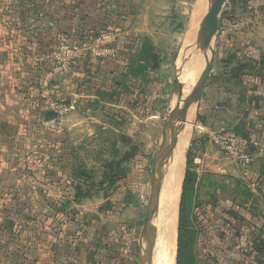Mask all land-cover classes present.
I'll return each instance as SVG.
<instances>
[{"label":"crops","instance_id":"obj_1","mask_svg":"<svg viewBox=\"0 0 264 264\" xmlns=\"http://www.w3.org/2000/svg\"><path fill=\"white\" fill-rule=\"evenodd\" d=\"M119 1L102 9L125 33L116 55L102 62L84 51L72 73L58 79L70 111L57 148L41 125L47 114L29 96L53 65V41L67 33L85 43L91 37L80 36L88 35L90 25L67 18L59 6L32 44L0 30V264H139L128 222L134 217L133 228L143 222L150 155L159 145L152 152L154 144L145 145L144 139L156 134L143 129L157 121L160 106L168 109V75L163 82L159 76L169 66L144 53L139 4L134 11L127 0ZM261 4L264 10V0ZM261 42L238 52L233 65L222 59L216 84L205 90L198 112L208 134L236 133L259 159L250 167L235 164L202 136L192 146L197 199L207 211L215 202L221 209L214 205L216 215L227 220L218 239L224 263L236 257L229 259L228 252L240 249L256 250L254 264L257 253L264 256V29ZM237 62L244 67L236 70ZM34 150L52 156L38 176L46 193L33 190L16 167L19 155Z\"/></svg>","mask_w":264,"mask_h":264},{"label":"rangeland","instance_id":"obj_2","mask_svg":"<svg viewBox=\"0 0 264 264\" xmlns=\"http://www.w3.org/2000/svg\"><path fill=\"white\" fill-rule=\"evenodd\" d=\"M127 1L129 2V4H131V8L136 11V6L139 4L140 0ZM245 1L246 0H228L220 15V27L218 36L215 43L213 44V51L216 54L215 62L210 74L211 77H209L207 81V85L204 88L203 93L198 101V105L193 110V121L191 129L192 133L190 137L191 140L189 141L190 143L194 139L195 144V141L198 140L201 136L203 138V141L210 142L209 134L198 122L200 120L198 112L200 103L202 102V100H204L203 98L205 90H208L216 84V78L218 76L219 68L221 67L220 63H222V59L226 58L225 60H228L229 58H233V56L242 51L245 47H247V45H263V43L261 42L264 29V10L261 7L262 0H251L248 4ZM206 5L207 0H205L204 2H201V0H146L137 14V28L141 32V40H144V53H150L149 57L152 61H154L156 58H160L165 63V65L169 66L168 68L162 69L159 76V79H161V81L163 82L162 76L165 73L168 75V93L165 94V96L167 95L165 100L168 103V109L165 110V108L160 106V109L158 108L159 115L157 121L154 123L144 124L143 129L145 134H156V138L154 139H144L145 145L150 141L154 144L151 149L152 152L155 151L158 142H160L162 131L167 118L170 119L169 112L172 99L171 90L173 88L176 58L178 57L181 48L192 40H195V38L197 37L199 29L196 32L190 34V23L199 10L203 12L200 18V20H202L204 12L206 10ZM129 17L133 16L130 15ZM222 36H224V39H226V43L224 44L220 41V38ZM247 38L251 40V43H244V40ZM200 48L201 44H196L182 56L183 71L191 66H193L197 71V76L192 89L198 84L199 78L202 76V73L207 65L208 57L211 55V52L202 53L200 51ZM223 64L233 65V62L225 63L224 61ZM192 89L190 90L189 95ZM197 125H199L200 127H196ZM154 155L153 153L150 155V157L152 158V162L154 159ZM186 157L187 154L185 156V161L187 160ZM149 197L150 183L148 189L144 190V200L143 203H141L143 205V209L141 210L143 212L141 216V220H143L142 225L140 226V228H133L132 224L136 223L134 217L133 222H128V226L131 228L130 232L132 233L131 243L132 247H134V254L135 250L137 251V248L139 249V242ZM195 200L197 206L196 204L194 205L195 207L193 209V220L197 229V231L195 230V232L202 234L200 243L201 245L200 248L197 249L196 243L194 249L191 250V256L193 257L192 260H190L189 258L191 257L190 253L186 254V258L183 261V264H254L256 253L251 249L237 250L235 251V255H231L230 252H228L226 256L229 257V259H231L233 256H236L234 257L233 262L224 263L221 261L222 250L220 245L218 244V239H222V236H224L222 233L224 232L223 228L227 224V220L220 217V215H216L214 211L216 210L215 207H217L214 204L215 202H212V209H210V211L208 209L207 211V209L205 208L206 206L202 205L198 199ZM217 209L219 208L217 207ZM136 212L137 211L135 210L134 216ZM157 251L158 249L156 250V252ZM156 252L155 259L157 257ZM222 256L224 257V254ZM176 261L177 252L175 257V264H177ZM154 262L155 264H157L155 260Z\"/></svg>","mask_w":264,"mask_h":264},{"label":"trees","instance_id":"obj_3","mask_svg":"<svg viewBox=\"0 0 264 264\" xmlns=\"http://www.w3.org/2000/svg\"><path fill=\"white\" fill-rule=\"evenodd\" d=\"M250 1L251 0H246L245 2L248 4ZM112 2L118 4L120 3L119 0H0V30L2 28L7 33L9 32V34L13 35L16 39H27L28 42L32 44L34 40L36 41L45 33L44 30L46 28L50 27L49 25H46V19L50 18L54 20L53 16L51 15V12H54V8L61 6V11L66 15L67 18H72V21L74 22H87L90 25L88 35L81 34L80 37L82 39H85L86 37H95L107 25H115L111 19V12L102 10L105 7L111 5ZM85 6L95 8L87 9ZM47 7L49 10L46 9ZM93 23H96V26L93 27ZM70 37L71 36H68L67 33H64L63 36L58 39V41L54 40L52 43V46L54 47L53 52L61 39H65L71 43L75 41ZM223 40L224 38L222 36L220 41L222 42ZM234 61L235 56H233L231 59L229 58L228 60H225V63H232ZM47 63L45 64L47 65ZM235 65L237 68L236 70H238L239 67H244V65H241V62H237ZM52 67L53 65L48 68L47 72L51 70ZM40 79L41 77L34 85V89H36L37 83ZM193 144L194 139L191 141L188 150L186 170L182 184V193L178 211L177 264H183L186 254L190 253L191 256V250L194 249L196 243L197 249L200 248L202 239V234L195 232L197 229L193 220V209L195 207L194 205L196 204L195 199H197V175L194 166L195 157L192 149ZM134 156V154L128 156V164L131 163V160L134 158ZM23 178L25 179L24 175ZM76 191V194L78 197H80L81 189L77 188ZM251 245H254V243L246 244L245 247ZM257 247L260 248V246ZM231 254L235 255L234 252H231ZM134 256L137 257L136 254H134ZM189 258L192 260L193 257L191 256ZM257 260L258 264H264V256L261 255L260 252L257 253Z\"/></svg>","mask_w":264,"mask_h":264},{"label":"built area","instance_id":"obj_4","mask_svg":"<svg viewBox=\"0 0 264 264\" xmlns=\"http://www.w3.org/2000/svg\"><path fill=\"white\" fill-rule=\"evenodd\" d=\"M125 38L123 30L115 25L103 28L95 37H91L85 43L68 42L61 39L54 50L53 67L37 83L35 91L29 98L39 102L45 113L54 112L56 118L41 122L45 132L51 135L56 148L61 143L64 134V125L68 117L70 107L58 79L72 73L74 64L84 51L89 52L96 59L105 62L114 57L118 50V43ZM196 127H200L197 125ZM209 140L212 146L220 151L229 161L250 167L259 159V155L248 152L237 135L229 131L210 132ZM52 161L48 153L31 151L17 157L16 167L25 176V180L35 191H43L46 187L39 180V175L45 174ZM7 195L6 198H11Z\"/></svg>","mask_w":264,"mask_h":264},{"label":"water","instance_id":"obj_5","mask_svg":"<svg viewBox=\"0 0 264 264\" xmlns=\"http://www.w3.org/2000/svg\"><path fill=\"white\" fill-rule=\"evenodd\" d=\"M146 0H140L138 10L144 5ZM228 0H207L206 10L199 25V33L195 40L181 48L175 61V74L172 88V99L170 103L169 121L165 123L161 139L154 155L150 171V197L147 204L145 220L138 249L139 264H154L157 228L155 224V214L160 208L163 179L170 168L171 162L178 150L181 131L180 122L186 120L192 110L198 105V101L207 85V81L213 69L216 54L213 51L220 27V15ZM204 44L205 52H211L207 65L202 73L200 81L193 93L191 103L183 109L182 107V71L183 55L194 45ZM46 118L54 120L56 115L49 112ZM188 156V153H187ZM183 184V182H182ZM182 193V192H181ZM181 199V196H180ZM180 205V202H179ZM155 231V234L153 233Z\"/></svg>","mask_w":264,"mask_h":264},{"label":"bare ground","instance_id":"obj_6","mask_svg":"<svg viewBox=\"0 0 264 264\" xmlns=\"http://www.w3.org/2000/svg\"><path fill=\"white\" fill-rule=\"evenodd\" d=\"M204 1L205 0L203 1L201 0V2ZM202 14L203 12L199 10L195 15V17L193 18V20L191 21L189 27L190 34L196 32L199 29V25L201 22L200 18ZM191 42H189L188 44H190ZM200 51L202 53L205 52L203 43L201 44ZM196 76H197V71L196 69H194L193 66L188 67L182 73L181 81L183 84L182 87L183 109H185L192 101L193 93L198 85L197 84L192 89ZM191 89L192 91L189 95ZM193 110L189 114L186 120L180 122L179 129L181 131V139H180L179 147L171 162L170 168L166 172L163 179L160 208L155 214V224L157 228L156 250L158 248V251L156 252L155 250L157 257L156 259L154 258V260L157 262V264H175L176 248H177V229H178V205L180 199L182 180L184 176L185 156L191 137ZM168 121L169 119L167 120V122ZM159 232H160V236H159ZM153 233L155 234V231ZM158 237H159V245H158Z\"/></svg>","mask_w":264,"mask_h":264}]
</instances>
